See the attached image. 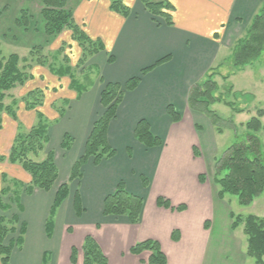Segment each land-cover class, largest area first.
Masks as SVG:
<instances>
[{"label":"crops","instance_id":"1","mask_svg":"<svg viewBox=\"0 0 264 264\" xmlns=\"http://www.w3.org/2000/svg\"><path fill=\"white\" fill-rule=\"evenodd\" d=\"M168 1L175 8L172 27L164 23L157 25L140 0H123L131 10L128 17L113 12L111 0L76 2V24L82 26L92 40H101L105 51L90 58L89 67L99 65L101 77L92 91H87L80 99L69 91L65 79H49L51 88L58 89L54 93L60 94L56 99L70 100L58 126L49 129L50 142L41 153V161L50 152L54 154L59 177L50 192L35 189L32 195L21 197L24 208L21 214L26 224L30 216L24 214V204L29 197L37 201L35 209L42 216L43 240L47 236V210L49 206L51 209L56 196L53 193H57L62 184L69 183L73 165L84 154L93 124L103 114L101 79L119 84L135 77H141V81L135 91L125 94L117 117L109 126V143L117 155L98 166L89 160L82 168L81 180L70 183L69 196L57 212L59 215L67 208L69 228L66 233L62 231L59 243L55 241L49 245V250L36 248L35 264H44L45 254H50L46 264L49 258L51 264H72L73 248L78 250L77 264H83L81 248L88 235L97 241L108 264H147L149 252L134 256L130 249L149 239L160 243L168 264H240L233 256L232 208L226 198H218L213 182L200 179L209 172L210 148L213 146V159L219 153L216 144L222 135L211 129L213 126L208 118L190 110L188 94L192 85L202 81L215 66L225 45L243 36L264 0ZM110 55L113 63L109 62ZM166 57L170 58L168 62L142 76L143 70ZM170 105L182 115L181 122L174 123L168 116ZM46 112L43 113L52 120ZM17 115L20 123L10 117L4 119L0 130V155L10 151L19 125L28 131L37 122L36 112L25 111L23 107ZM141 120L148 121L152 133L163 141V146L147 149L135 139V129ZM66 134L73 138L69 151L61 148ZM54 135H57L56 141L52 139ZM11 168L0 164V173L25 185L30 183V176L21 166L12 165ZM142 177L148 179V187L143 186ZM122 181L130 193L145 200L139 225H131L127 217L103 215L105 198ZM76 195L84 210L80 215L75 211ZM159 197L169 200L172 207L186 205L187 209L177 212L159 208ZM175 232L176 240L173 239ZM53 237L54 232L49 242L55 239ZM16 255L12 256V264L33 262L29 254L21 260H17Z\"/></svg>","mask_w":264,"mask_h":264},{"label":"trees","instance_id":"2","mask_svg":"<svg viewBox=\"0 0 264 264\" xmlns=\"http://www.w3.org/2000/svg\"><path fill=\"white\" fill-rule=\"evenodd\" d=\"M39 1L44 7L41 12V18L48 39L59 36L67 29L71 31L72 39L77 42L78 46L83 48L85 55L89 56V58L105 51V45L101 40H92L76 24L74 11L68 7L67 0ZM140 1L157 25H161V23L169 27L174 25L173 12L175 8L168 0ZM110 8L113 12L123 17H128L131 13V10L124 5L123 0H111ZM30 22L31 18L28 15H23L17 19V24L22 27L26 23L30 24ZM35 48H38L37 50L39 51L42 46L39 45ZM35 52L37 51L32 49L31 54L35 56ZM263 53L264 5H262L251 20L244 36L236 41L228 63H230L234 72H238L254 64ZM66 58L68 57L66 56ZM169 59V57H166L158 61L154 66L143 70L142 76L157 66L168 62ZM46 61L47 59H44L41 65H44ZM21 62L26 63L28 60L26 58L21 59L17 54H11L5 58L0 50V128L3 126L4 113L9 114L14 120L18 119L17 110L11 105H5L8 93L18 86L24 85L32 77L28 76L25 72L26 67H20ZM109 62H114L113 56L111 55ZM218 68L211 69L202 81L192 85L188 94V106L193 112H197L208 118L217 134L222 135L225 130L236 131L237 127L233 119L225 120L213 110V106L216 104H224L235 114H242L244 111L237 109L236 104L227 101L226 96L220 92L219 83L216 81V77L219 75ZM53 73L60 78H72L71 86L77 93V99H80L91 88L90 78H87V85L84 82L81 83L76 79L70 68L62 66L59 69H54ZM223 80L227 82L229 77H224ZM140 81L141 77L129 79L124 84L106 83L101 79L103 91L101 93L100 103L103 108V114L93 124L92 132L86 142L84 154L73 165L69 183L62 184L56 193L46 223V234L49 239L53 236L55 228L54 219L57 212L69 196L70 183L81 180L82 168L91 159L98 166L103 160H110L117 155V151L109 143V126L116 119L118 107L125 94L135 91ZM224 90H226L227 96L229 97L232 95L234 87L232 84H226ZM236 96L238 95L236 94ZM22 101L26 104L28 111L36 112L37 122L28 131H24L19 126V132L14 139L9 155H0V163L8 160L13 165H20L30 176V183L28 185L24 184L26 186V195H32L35 189L50 192L59 177L54 154L50 152L42 162H36L32 158H37L46 150L50 142L49 129L53 123H57L58 120L65 116L70 101L62 100L60 104H55L54 109L59 115V118L55 122H50L45 114L39 110L45 103L43 90L30 92ZM13 104L15 106L18 105L17 102ZM167 114L174 123H179L182 120V115L173 105L168 106ZM263 116V110H258L257 115L245 124V132L237 134L235 136L236 141L214 159V182L218 188V198L220 200H224L229 195L235 196L238 198L239 204L242 207H249L264 193V147L259 135L264 130L262 123ZM134 136L147 149L161 147L164 144L159 137L152 133L150 124L146 120H141L137 124ZM72 144L73 138L66 134L61 148L64 151H69ZM195 154H197L196 149ZM7 178L8 176L6 174L0 173L1 212L10 210V207L3 203V195L8 189L1 188V183L7 180ZM200 179L202 182H205V176H201ZM142 183L145 187L149 186V181L145 177H142ZM14 184L18 187H23V184L19 181H14ZM15 193V204L19 212L22 213L24 208L21 205V195L17 192ZM144 205V198L130 193L122 181L118 184L115 191L105 198L103 215L105 217H127L131 225H139L141 223ZM157 206L177 212H183L187 209L186 205L172 207L170 201L163 197L157 199ZM75 211L77 215L82 214L84 211L78 195L75 197ZM231 218L233 220V231L243 226V234L246 237L247 243L246 256L253 259L255 264H264V217L255 215L242 217L241 215L232 213ZM18 225L20 226L19 231L16 227ZM17 232H19L18 237L11 240L7 245L6 240L9 235H14ZM26 233L27 224L21 222L20 216L14 215L11 220H8L5 216L0 215V264H12L13 252L16 249L21 250L23 248ZM176 235L177 232L173 234V239L175 240L177 239ZM145 252L151 254L147 264H168V258L159 242L149 239L136 244L130 249V253L134 256H141ZM81 253L83 255V264H108V258L91 235L85 237ZM77 256L78 250L73 248L71 254L72 264H77ZM46 257H48V254H45L44 264L47 261Z\"/></svg>","mask_w":264,"mask_h":264},{"label":"rangeland","instance_id":"3","mask_svg":"<svg viewBox=\"0 0 264 264\" xmlns=\"http://www.w3.org/2000/svg\"><path fill=\"white\" fill-rule=\"evenodd\" d=\"M77 1L78 0H67L68 7L74 11V7ZM43 9L44 7L39 0H0V50L5 58L9 57L11 54H17L21 59L26 58L28 62H21L20 67H26L25 72L28 76H32L29 80L26 81L24 85L18 86L17 88L13 89L8 93V97L5 100V105H11L12 107H14V109L17 110V114L22 107L23 109H25V111H28L26 109V104L22 100L25 99V97L30 92L43 90L45 94V103L43 107L39 108V110L42 113L44 111H47V114L50 113V116H52V120H50L49 118L48 119L50 120V122H55V120L59 118V115L55 111L54 107L55 104H60L62 100L56 99L58 96H60V94L59 92L54 93L55 90L57 91L58 89L51 88L52 86L49 83V79H52L51 77H55L53 79H65L66 82L68 81L67 83H69V91L75 93V95H77V93L73 90L71 86L72 78H60L53 73L54 69H59L62 66L65 68H70L73 74L75 75L76 79L81 83L84 82L86 85L88 84L87 78H90L91 88L88 91H92L94 84L97 82V79L101 77V71L98 67L99 65L92 66V68L89 67L91 65L90 58L89 56L85 55L83 48L78 46L77 42L72 39L71 31L66 29L63 33L53 39H48L46 37L41 18V12ZM23 15L30 16L31 22L30 24L26 23L22 27L21 25L17 24V19H19ZM239 22L241 23V21ZM80 27L83 31H85L82 26ZM235 43L233 44L235 45ZM233 44L230 43V45H225L226 47L221 50L222 55L219 57L218 62H216L215 66L213 65V68L211 69L219 67V75L216 77V81L219 83L220 92L224 94V96H226L225 98L227 101L235 103L236 108L240 110L242 109L244 112L242 114H235L230 108L226 107L224 104H216L213 106V110H215L225 120L233 119L234 124L237 127L236 131L225 130L224 134H222V137L218 140V144H216L219 146L218 148L220 151L216 154L215 158L222 154L224 151H226V149L236 141L235 136L237 134H242L245 132V124L251 118L257 115L258 110L261 109L264 112V53L254 64L249 65L238 72H234L230 63H228V60L231 57L232 50L234 47ZM39 45L42 46V48L38 51V48L36 49L35 47ZM32 49L34 51H37L35 52V56L31 54ZM66 56L68 58H66ZM44 59H47V61L44 65H41ZM224 77H229V80L225 82L223 80ZM35 80L36 82L33 84V81ZM226 84H232L234 87L233 93L229 97L227 96L226 90H224ZM65 90H67L66 87ZM236 94L238 96H236ZM49 96L51 98H49ZM65 96L67 97V94H65ZM68 96V98L71 99V96ZM14 102H17L18 105L15 106V104H13ZM5 117H10L13 119V117H11L9 114L4 113L3 122ZM15 121L19 122V119ZM262 123L264 125V116L262 118ZM19 126L17 127V134L19 132ZM57 126L58 123H53V126L50 127V129L56 128ZM21 127L25 129L23 126ZM2 128L3 126L0 128V130ZM211 129H213V131H215V133L217 134L214 127H212ZM259 135L264 147V130ZM52 139L56 141L57 135H54ZM11 148L12 147H10V151ZM10 151L5 153L6 155L2 156H8ZM213 152L214 151L212 146L208 153L209 157H207L209 162V172L205 175L203 174V176H205L206 181H209L211 183L213 182V186H215L218 192V188L214 182L215 169L213 167L215 165V158L213 159ZM204 154L206 156V153ZM40 155L37 158L34 157L32 159L36 162H42L41 160L43 158L42 155ZM0 164H2L3 167H8L10 169H12L11 167L13 165L8 160ZM14 181L16 180L8 176L7 180L1 183L2 189H8V191H5V194L3 195V203L5 205H8L10 207V210L5 212L0 211V215L5 216L8 220H11L14 215H18L20 216L21 222H24V216L19 212L14 200L16 196L15 192H17L23 198L26 197V186H24V184L22 183L23 187H18L16 184H14ZM55 194L56 191L53 193V196H55ZM28 199L29 201L24 204V207L26 209V212L24 214L30 216V220L27 221L28 233H26L25 236L26 243L24 244L22 248L23 250L21 252L16 249L14 250L13 255L17 254V260H21L24 255L29 254L33 260L31 264H35L36 248H46L47 250H49L48 248L50 244H53L55 241L58 243L60 242L62 231L64 233L67 232L69 228L66 224L67 216L65 215L67 214L65 212L67 211V208H63V212L60 211L59 215H57L54 219L55 237L53 238L55 239L49 242V238L45 236L47 240L44 239V241L41 236L42 230L40 231L42 216H39L36 213V210L38 211V209H35V202L37 201L33 199V197H29ZM226 199L230 204L233 213L236 215H241L242 217H247L249 215L264 217V193L259 198H257L254 203L249 207H242L239 204L238 198L235 196L229 195L226 197ZM49 209L50 206L47 210L48 214ZM16 227L19 231L20 226L18 225ZM233 232V256L237 258L240 264H255V261L253 259L248 258L246 256L247 243L246 237L243 234V226H240L236 231ZM18 235L19 232L14 235H9L6 240V244L8 245L11 240L16 239ZM33 246L35 247L32 248ZM49 256L50 254H48V257ZM49 259L47 264H51V261H49ZM231 259L232 257L229 258V260Z\"/></svg>","mask_w":264,"mask_h":264}]
</instances>
